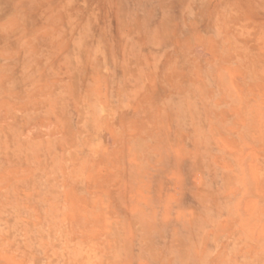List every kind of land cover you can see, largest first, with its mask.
I'll return each mask as SVG.
<instances>
[{
	"label": "rangeland",
	"instance_id": "rangeland-1",
	"mask_svg": "<svg viewBox=\"0 0 264 264\" xmlns=\"http://www.w3.org/2000/svg\"><path fill=\"white\" fill-rule=\"evenodd\" d=\"M41 1L0 15L58 125L0 144V264H264V0Z\"/></svg>",
	"mask_w": 264,
	"mask_h": 264
},
{
	"label": "crops",
	"instance_id": "crops-1",
	"mask_svg": "<svg viewBox=\"0 0 264 264\" xmlns=\"http://www.w3.org/2000/svg\"><path fill=\"white\" fill-rule=\"evenodd\" d=\"M16 1L21 3L20 7H7L3 3H0V15L10 16L12 18L18 16L21 19L24 16L36 18L44 16L45 14L44 8L43 10L38 8L40 6V0H33L34 5H37L38 8L33 11L25 9L26 3L30 0ZM44 2L45 0L41 1L42 4ZM60 14L62 16L69 15L70 13L61 11ZM14 22L12 19H7L6 24H0V46H3L4 50L15 47L14 32H26L34 29L39 35H33L31 44L25 39H19L17 41L19 50L16 54L14 53V49L5 50V53L0 51V144L6 145L14 142L16 129H21L22 135L30 137L31 134H39L40 130L38 129L44 128L43 125L51 123L58 126L56 125V117L46 115V112H50L49 108H51L46 104L47 99L51 95V88L47 83V79L51 78V76L46 72L45 67L43 68L45 59L42 57H33L30 52H27V48L30 46L39 49V47L44 45V40L40 37V29L38 27H25L21 23L17 22L14 24ZM69 46L72 47L75 45ZM61 76L65 78L66 83L69 81V87L78 89V82L76 81L77 73L68 71L67 74H62ZM84 78L87 85L88 81L93 82L94 79L93 74H86ZM47 90H49L48 93L46 92ZM71 93L75 96L79 95L85 98L82 101L83 106L89 104L94 106V90L92 89V85L89 88L82 87L81 92L71 91ZM62 96L63 94H60L53 98L54 111H60ZM84 107H81L80 110H85ZM50 127L53 126L51 125ZM20 139L24 141L26 138Z\"/></svg>",
	"mask_w": 264,
	"mask_h": 264
}]
</instances>
